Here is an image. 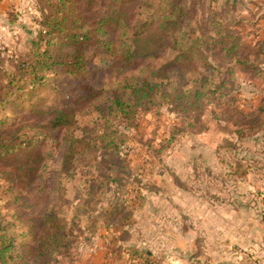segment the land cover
I'll list each match as a JSON object with an SVG mask.
<instances>
[{"label":"rangeland","instance_id":"rangeland-1","mask_svg":"<svg viewBox=\"0 0 264 264\" xmlns=\"http://www.w3.org/2000/svg\"><path fill=\"white\" fill-rule=\"evenodd\" d=\"M129 1L117 5L126 22L107 24L109 39L117 45L128 44L139 21L151 20L144 6L154 0ZM178 3L185 10L178 11V23L166 35L163 49L130 63L124 74L140 70L145 75L152 67L164 66L170 80L167 90L179 88L180 82L190 88V79L208 61L217 67L214 78L223 85L200 109L182 113L157 97L150 109L136 111L130 120L117 116L106 122L97 105L121 77L109 66L118 57L110 50H98L77 74L60 69L49 75L33 102L24 98L5 109L0 105V119L5 117L0 127L6 131L22 127L28 136L48 131L51 110L61 108L73 114L75 136L104 132L110 140L107 135L113 131L114 140L123 138L115 141L122 160L113 170L126 182V191L119 192L125 206L109 216L100 214L113 196L106 184L107 169L96 162L105 154L100 141L97 148L92 143L88 147L90 153L94 147L91 162H75L72 173H62L63 199L55 172L60 169L65 127L56 126L32 147L0 158V219L15 222L20 233L16 247L23 255L39 233L48 206L66 218L75 234L70 249L50 264H263L264 122L249 128L241 126L240 119L260 101L264 80L235 60L264 68V0H163L154 21ZM78 5L74 0V17L81 16L79 23L94 29L106 0H96L85 12ZM43 6L39 0H0V78L4 70L14 71L20 61L29 60ZM174 40L177 46L171 48ZM190 43L206 59L199 61L198 54L187 50ZM84 44L85 55L95 52L91 40ZM232 45L237 53L228 52ZM186 57L191 59L187 62ZM34 124L44 128L34 129ZM28 152L38 153L39 160L30 166L27 181L20 180L15 165ZM34 167L38 170L31 175ZM90 179L96 185L91 187ZM133 249L142 252L133 255Z\"/></svg>","mask_w":264,"mask_h":264},{"label":"trees","instance_id":"trees-1","mask_svg":"<svg viewBox=\"0 0 264 264\" xmlns=\"http://www.w3.org/2000/svg\"><path fill=\"white\" fill-rule=\"evenodd\" d=\"M39 1L44 3L42 8L43 16L41 27L37 31V38L31 41L32 52L29 60L20 61L18 65L16 64L17 68L14 71L4 70L2 72L3 76L0 78L3 81L0 88V105L4 109L6 104L12 103L14 105L18 100H26L24 98H27L29 102H33V98L43 88L49 75L60 69L70 74L79 73L85 62L92 55L94 56V53H97L98 50L105 54L110 50L111 54L118 56L109 66L116 71V76H121L110 95L107 98H103L97 105L98 114H103L102 117L106 122L116 119L117 116L130 120L136 111L150 109L151 105L155 104L154 101L157 97L164 99V102L170 101V105L173 104L182 113L198 110L202 106L204 99L207 100L214 95L216 89L223 85V81L218 80L220 78H214V68L217 67L208 61L204 63L205 69L198 71L197 75L190 79V88L184 86L185 82H180L183 85L179 88L167 90L170 80L167 78L168 72L164 69V66L151 68V66L147 65L146 67L151 69L145 75L139 73L140 70L137 74L134 73L135 70L124 74L130 63L143 59L145 55L154 54L157 48H159L158 51L163 49L164 46L162 45L167 42L166 35H171L174 26L178 23V11L181 10L183 12L185 10V6L182 4L178 3L175 6L172 4L173 6L170 7L168 13L159 15L160 18L157 22L154 21V17L160 12L163 0H157V2H154V0L149 6H144V12L151 17V20L139 21V25L135 27L134 36L132 39L130 37L128 39V44L122 43L121 45L118 43V47L116 42L109 39L107 24L126 22L124 12L117 11V5L129 3V0H108V2L106 0L104 11L98 12L99 17L95 21L94 29L90 26L86 27L82 22V24L79 23L81 16L74 17V0ZM95 1L79 0V10L81 12H85L86 9L91 10ZM148 25L151 27L149 28ZM143 29L146 30L143 31ZM92 33L94 34L93 36H91ZM86 40H91L95 47V52L90 55H85L83 51L85 50L84 41ZM177 43L178 41L174 40L170 47L172 48V45L175 46ZM186 49L196 53V55L198 54L199 61L205 57H200L201 54L193 43L188 44ZM228 52L237 53V46L232 45ZM179 57L181 56L179 55ZM190 59L191 57H186L187 62ZM235 61L238 64L252 68L256 74H261L264 80V68H257L258 64L248 63L247 60L238 58ZM0 63H2L1 60ZM1 67L0 70H2ZM207 70L212 72H207ZM50 113L52 115L50 119L51 128L48 131H39L31 136L25 135V132H22V127L8 131L0 127V158L9 156L17 150H25L32 147L37 143L39 136L48 137L52 134L54 127L61 125L67 129L61 139L62 149L59 158L60 162H58L60 169L55 172L56 180L59 187H61L60 177L62 173H72V170L77 166L75 162L80 163L84 160L91 162L93 160L92 155H95L94 147L97 148L98 141H100L102 150L105 151L102 157L104 160H110V162H101L102 157L101 160H96V162L101 165V170L107 169L106 173H108L109 178L106 184L113 192V196L109 198V205L103 208L100 214L103 213L109 216L114 212H119L120 208L125 206V198L120 196L119 192L120 190L126 191V182H121L124 177H117L121 176L122 173L119 170L114 171L115 166L113 165L118 159L122 160L118 155L117 142L119 140L123 141V138L118 136L117 140H114V137L111 136L113 131L107 135L110 140L105 137L104 132H101L99 136L95 135L92 137L75 136L73 114L69 110L55 108ZM4 121L5 117L0 119V123ZM263 122L264 92L261 94L260 101L250 112L242 113L240 125L254 128L260 127ZM34 125V129L44 128V124ZM109 126L111 125H107L105 128H109ZM178 130L175 129L177 134L180 133ZM35 135L38 138L34 139ZM173 138L174 134L168 140ZM115 141L117 142L115 143ZM91 143L94 146L92 153H90L88 148ZM37 156L38 153L28 152L21 156L22 158L20 157L21 159L15 165L18 179L27 181L30 166L33 162L35 163L39 160ZM37 170V167L32 168L31 175ZM7 173L10 174V171ZM89 182L91 187L96 185L94 179H90ZM61 190H63L62 187ZM64 192L63 190L60 199H63ZM116 193L118 194L116 195ZM58 213L55 207L47 206L44 209L42 227L39 233L35 235L34 242L26 255H23L16 247L20 233L15 229V222L5 217L0 219V264H50L56 257L64 255L70 249L75 239V234L68 226L66 218ZM98 216V213L90 216L93 217L91 222L95 221ZM131 251L133 255L142 252L137 249ZM144 253L146 255L149 254L148 252Z\"/></svg>","mask_w":264,"mask_h":264},{"label":"built area","instance_id":"built-area-1","mask_svg":"<svg viewBox=\"0 0 264 264\" xmlns=\"http://www.w3.org/2000/svg\"><path fill=\"white\" fill-rule=\"evenodd\" d=\"M263 264H264V261H263Z\"/></svg>","mask_w":264,"mask_h":264}]
</instances>
